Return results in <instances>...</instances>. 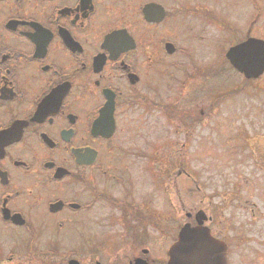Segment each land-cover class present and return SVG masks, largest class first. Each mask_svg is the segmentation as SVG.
Returning a JSON list of instances; mask_svg holds the SVG:
<instances>
[{
  "label": "flooded vegetation",
  "instance_id": "af4514ba",
  "mask_svg": "<svg viewBox=\"0 0 264 264\" xmlns=\"http://www.w3.org/2000/svg\"><path fill=\"white\" fill-rule=\"evenodd\" d=\"M255 40L264 0H0V264H167L187 223L224 244L227 264L259 263L232 254L225 223L202 210L180 223L177 202L131 173L147 158L151 188L167 164L169 185L192 190L206 136L253 134L229 109L264 70L247 77L227 53L260 52ZM132 109L154 130L144 148L126 142Z\"/></svg>",
  "mask_w": 264,
  "mask_h": 264
},
{
  "label": "rangeland",
  "instance_id": "374dc122",
  "mask_svg": "<svg viewBox=\"0 0 264 264\" xmlns=\"http://www.w3.org/2000/svg\"><path fill=\"white\" fill-rule=\"evenodd\" d=\"M227 70L228 84L231 81L234 83L241 81V76L236 71ZM262 80L259 88H249L248 92L239 95L242 100L239 104L241 106L229 109V112L239 117L237 122L249 126L248 131L253 133L251 134L253 138L250 134L206 136L201 147L209 152L210 157H201L194 161V163L204 162L205 164H196L191 167L196 178V185L192 190L186 177L176 176L174 185H169L167 174H177L178 168L175 166L163 164L162 174L165 176L160 182V187L155 189L151 188L152 175L155 169L159 168V162L152 164L146 158V167L142 163L131 166V168L134 167V170H131L132 175L144 181L139 184V191L155 190L162 197V206L168 209L171 201L177 202L180 223L187 220L185 218L187 211L202 210L206 216L213 215L215 221L226 224L227 240L232 254L241 252L247 255H259L260 262L257 264H264V77ZM252 91L253 93L250 94L249 92ZM256 106V113H250L252 110L255 111ZM139 115L140 109L131 110L128 118L130 129L126 142L132 147L144 148V136L150 141L154 130L150 129L153 134H142ZM218 136L226 137V143L220 151L217 146L219 142L214 139ZM176 139L180 144L184 138L178 135ZM147 157H149L148 153ZM183 168L188 170L187 167ZM197 185L199 190L196 188ZM239 229L245 241H242L237 250Z\"/></svg>",
  "mask_w": 264,
  "mask_h": 264
},
{
  "label": "water",
  "instance_id": "95a60500",
  "mask_svg": "<svg viewBox=\"0 0 264 264\" xmlns=\"http://www.w3.org/2000/svg\"><path fill=\"white\" fill-rule=\"evenodd\" d=\"M252 42L256 44V49L259 45L260 52L248 53L247 50L252 46L247 45V42L227 53L230 62L247 77H255L264 70V42ZM168 264H227L225 247L210 236L207 228H192L186 224L179 232L178 241L169 251Z\"/></svg>",
  "mask_w": 264,
  "mask_h": 264
}]
</instances>
